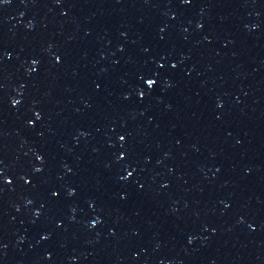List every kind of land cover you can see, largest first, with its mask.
Returning <instances> with one entry per match:
<instances>
[{"label":"water","instance_id":"water-1","mask_svg":"<svg viewBox=\"0 0 264 264\" xmlns=\"http://www.w3.org/2000/svg\"><path fill=\"white\" fill-rule=\"evenodd\" d=\"M0 165L165 264H264V0H0Z\"/></svg>","mask_w":264,"mask_h":264}]
</instances>
